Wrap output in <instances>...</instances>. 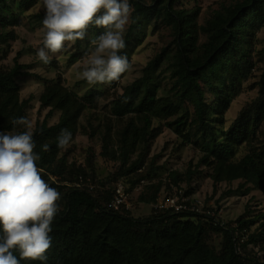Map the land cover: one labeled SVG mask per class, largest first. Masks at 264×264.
<instances>
[{
    "label": "trees",
    "instance_id": "trees-1",
    "mask_svg": "<svg viewBox=\"0 0 264 264\" xmlns=\"http://www.w3.org/2000/svg\"><path fill=\"white\" fill-rule=\"evenodd\" d=\"M40 1L0 0V133L14 127L24 130L13 121L27 116L31 99L21 100L17 79L41 81L39 111L48 113L31 131L34 152L40 155L42 179L61 194L46 264H264V210L252 211L247 205L224 227L192 214L151 213L135 219L131 212L110 209L112 187H106L124 181L131 191L142 180L149 181L137 202L151 205L162 190L196 194L195 178L205 177L213 194L222 184L237 183L238 193L259 191L264 196V37L258 48L264 0H212L211 5L203 0H130L134 12L124 33L126 47L119 54L131 65L150 35L163 37L164 45L130 85L119 88L126 71L105 89L89 88L83 95L69 88L60 73L52 79L32 73V64L20 63L18 56L12 66L2 64L17 39L16 29H43L45 13L26 17V23L23 17ZM103 31L92 24L83 40L66 41L73 43L70 59L86 56L94 48L91 41ZM53 63L46 69L59 70ZM256 72L257 81L247 88L256 90V98L226 127V113ZM54 113L58 119L50 126ZM63 129L73 140L60 149L57 137ZM164 131L198 158L184 172L169 171L163 181L153 183L158 168L151 149ZM80 135L88 140V157L99 156L110 165L106 183H95L88 167L71 161ZM45 143L48 151L42 149ZM142 167L147 170L141 172ZM235 230L239 237L234 241ZM12 251L20 259L19 250Z\"/></svg>",
    "mask_w": 264,
    "mask_h": 264
},
{
    "label": "clouds",
    "instance_id": "clouds-1",
    "mask_svg": "<svg viewBox=\"0 0 264 264\" xmlns=\"http://www.w3.org/2000/svg\"><path fill=\"white\" fill-rule=\"evenodd\" d=\"M43 47L37 58L50 63V53H58L66 41L83 40L89 25L104 31L92 40L94 48L86 53L87 63L78 76L89 84L119 80L131 67L128 57L120 55L126 47L124 33L134 8L130 0H43ZM24 129L0 133V264H20V260L47 262L52 245V223L59 211L61 194L41 177L40 155L27 117L13 121ZM73 140L68 129L61 130L57 147L64 149ZM43 151L49 150L47 143ZM18 249L20 259L13 254Z\"/></svg>",
    "mask_w": 264,
    "mask_h": 264
},
{
    "label": "rangeland",
    "instance_id": "rangeland-1",
    "mask_svg": "<svg viewBox=\"0 0 264 264\" xmlns=\"http://www.w3.org/2000/svg\"><path fill=\"white\" fill-rule=\"evenodd\" d=\"M211 2L212 0H203L204 5H211ZM36 13H45L43 10V0H41L39 4L27 14H23L24 16L22 15L25 17L24 22L26 23V17ZM45 31L46 30L43 29H37L34 31L23 27L16 29L17 39L12 44L11 48L7 49V58L2 64L5 67H10L13 65L14 57L18 56L20 57V63L32 64L33 68L31 72L42 79H52L56 74L60 73L65 84L81 95H83L89 88H96L99 90L106 88L108 83L89 84L87 81L79 83L84 79L80 78L78 73L85 68L87 58L84 56L79 60L72 61L70 55L73 52V43L71 42L67 43L60 52L55 54L50 53V56L52 57L50 63L54 62L52 65L57 63L59 65V70L52 71L46 69V64L41 62L36 56L37 50L40 47H43ZM263 37L264 33L260 35L258 48L263 47ZM164 41L165 39L163 37L160 38L157 35H150L147 38L145 43L134 53L131 67L124 78L120 81L119 88L128 86L141 77L142 69L156 55L159 48L164 45ZM260 67H262L261 63L257 66L258 71ZM258 76L259 72H256L253 78L245 83L243 91L226 113L225 118L228 122L226 127L234 120L238 111L246 103H249L256 98V90H247V88L257 81ZM17 82L21 88V100L31 99L30 104L26 108V115L32 122V128L30 129V131H32L36 122H42L48 113L47 110L39 111L38 98L42 92L43 83L37 79L22 77L18 78ZM105 104L102 103V105ZM57 119L58 113H54L53 116L48 119V124L50 126L56 124ZM94 144L95 141L92 142V145ZM74 145V152L71 155V161L76 162L78 165L88 167L94 175L95 183L100 181L106 183L108 181V176L112 174L110 165L99 156H95L91 159L88 157L87 149L89 146L88 140L85 136H78ZM150 156L156 158L155 167L158 168V171L152 174L155 179L152 182L157 183L158 181H163L169 171L176 170L178 172H184L190 163L191 165H194L197 161L198 153L188 147L182 146L181 141H179L170 131H164L154 142ZM145 168L147 170V167ZM237 185V183L232 185L222 184L216 193L213 194L211 182L205 177H196L192 184V188H195L196 190V198L207 201L209 204L219 206L222 210L223 219L225 221H235L244 213L247 205L250 206V210L252 211L257 212V210H264V196L259 191H252L247 195L241 194L235 191ZM106 187L111 188L112 184H106ZM142 188L143 187L139 188L137 191L131 192L133 208L131 215L135 219H143L152 213L151 205L137 202V197ZM229 190L232 192L229 195L224 196ZM161 193H164V191L162 190Z\"/></svg>",
    "mask_w": 264,
    "mask_h": 264
},
{
    "label": "built area",
    "instance_id": "built-area-1",
    "mask_svg": "<svg viewBox=\"0 0 264 264\" xmlns=\"http://www.w3.org/2000/svg\"><path fill=\"white\" fill-rule=\"evenodd\" d=\"M140 171H145V167H142ZM148 184V181L142 180L131 191H128V185L124 181L112 184V199L109 204L110 209L118 214L131 212L133 209L131 192L137 191L142 186ZM151 207L154 217L164 216L168 213L192 214L211 220L215 226L220 225L224 227L226 222L223 219L221 208L196 198L195 194L185 196L182 190H176L175 188H173L170 193H161L157 202L151 204ZM232 235L234 241L239 237V233L236 230L232 232Z\"/></svg>",
    "mask_w": 264,
    "mask_h": 264
}]
</instances>
